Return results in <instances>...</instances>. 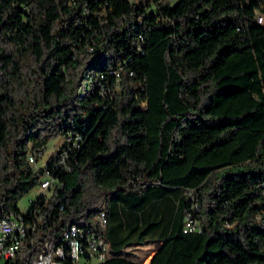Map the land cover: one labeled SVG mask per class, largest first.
Here are the masks:
<instances>
[{"label": "trees", "instance_id": "1", "mask_svg": "<svg viewBox=\"0 0 264 264\" xmlns=\"http://www.w3.org/2000/svg\"><path fill=\"white\" fill-rule=\"evenodd\" d=\"M258 14L264 0H0V216L25 212L46 169L61 182L30 201L42 219L3 264H30L103 195L100 264H264ZM153 242L148 262L123 253Z\"/></svg>", "mask_w": 264, "mask_h": 264}, {"label": "built area", "instance_id": "2", "mask_svg": "<svg viewBox=\"0 0 264 264\" xmlns=\"http://www.w3.org/2000/svg\"><path fill=\"white\" fill-rule=\"evenodd\" d=\"M264 16L257 15V22L263 23ZM43 150H33L29 154L30 161L37 163ZM57 168L71 169L68 152L64 150L55 161ZM41 193H51L57 185H61L57 177L46 169L39 183ZM37 196L33 199H36ZM25 216L27 212H9L0 216V263L14 260L18 250L29 239L36 227V219ZM108 223L107 198L103 195L96 204V211L91 216H78L62 229L60 234H50L42 241L39 252L30 264H93L92 259L103 261L110 254V242L104 234ZM200 229V223L192 214L186 216L185 230ZM70 262V263H69Z\"/></svg>", "mask_w": 264, "mask_h": 264}, {"label": "rangeland", "instance_id": "3", "mask_svg": "<svg viewBox=\"0 0 264 264\" xmlns=\"http://www.w3.org/2000/svg\"><path fill=\"white\" fill-rule=\"evenodd\" d=\"M63 141V135L60 134L48 141L44 147L42 155L39 156L37 163H34L35 166L44 165L51 155V153L57 149ZM43 190L40 185L34 186L30 191L25 193L18 201V205L22 211H26L30 205V201L35 198ZM158 243H143L139 245L129 246L123 252L126 255H129L135 259L146 261L149 259L151 254L155 249H157ZM111 254V252H110ZM93 264H100L95 258L92 260Z\"/></svg>", "mask_w": 264, "mask_h": 264}, {"label": "crops", "instance_id": "4", "mask_svg": "<svg viewBox=\"0 0 264 264\" xmlns=\"http://www.w3.org/2000/svg\"><path fill=\"white\" fill-rule=\"evenodd\" d=\"M155 251V250H154ZM154 251H153V253H154ZM153 253L151 254V256L149 257V259L148 260H146L145 262H148L150 259H151V257H152V255H153Z\"/></svg>", "mask_w": 264, "mask_h": 264}]
</instances>
